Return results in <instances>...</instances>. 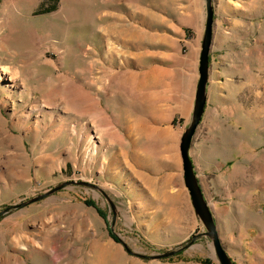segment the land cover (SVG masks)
Masks as SVG:
<instances>
[{
	"label": "rangeland",
	"instance_id": "obj_1",
	"mask_svg": "<svg viewBox=\"0 0 264 264\" xmlns=\"http://www.w3.org/2000/svg\"><path fill=\"white\" fill-rule=\"evenodd\" d=\"M214 6L192 158L222 243L264 264V0ZM204 17V0H0V264H218L180 151ZM70 180L92 185L20 205ZM194 236L155 259L119 240Z\"/></svg>",
	"mask_w": 264,
	"mask_h": 264
},
{
	"label": "water",
	"instance_id": "obj_2",
	"mask_svg": "<svg viewBox=\"0 0 264 264\" xmlns=\"http://www.w3.org/2000/svg\"><path fill=\"white\" fill-rule=\"evenodd\" d=\"M204 6H205V17H204V28L202 34L201 50L199 54V66H198L199 76L196 86L194 103L190 114V119L181 137L180 151L183 161V173H184L185 185L191 196V202L193 204L195 213L199 221L205 228V231L200 233L199 236H206L209 238L218 264H237L222 243L218 231L217 220L212 211L210 203L204 193L195 163L192 158L193 138L206 112V107L209 97L210 67H211L210 58H211L212 43L214 38V24H215L214 0H204ZM76 183L92 185L84 181H75V180L66 181L53 187L52 189H50L45 193H42L40 195L28 199L27 201L23 202L20 205H27L29 203L38 201L55 193L56 191L61 190L66 185L76 184ZM93 186L95 188H98L97 185H93ZM99 190L107 197L108 200H110L109 196L102 189ZM5 211L6 209L0 211V216ZM196 238L197 236H194L191 242H187L186 244H183L178 248L169 249L151 255L135 252L128 246L126 242L122 241L121 238H119V240L124 244V246L130 253H134L143 258L155 259V258H165V257L173 256L179 251L187 248Z\"/></svg>",
	"mask_w": 264,
	"mask_h": 264
},
{
	"label": "crops",
	"instance_id": "obj_3",
	"mask_svg": "<svg viewBox=\"0 0 264 264\" xmlns=\"http://www.w3.org/2000/svg\"><path fill=\"white\" fill-rule=\"evenodd\" d=\"M211 69V68H210ZM210 86H211V76H210ZM209 97H210V87H209ZM209 97H208V101H209ZM207 104H208V102H207ZM193 107V106H192ZM192 110V109H191ZM203 187V186H202ZM204 190V189H203ZM204 193H205V191H204ZM205 195H206V193H205ZM207 197V196H206ZM208 199V198H207ZM208 201H209V199H208ZM209 203H210V206H211V208H212V211H214V209H213V207H212V204H211V202L209 201ZM218 223V222H217ZM237 234H238V240L241 242L244 238H247V237H241V235H243L244 233L240 230L239 232H237ZM221 235V234H220ZM221 237V236H220ZM242 239V240H241ZM232 244V246H231V248H227L226 246H225V244H224V242H223V245H224V247L227 249V251L229 252V254L233 257V259L236 261V260H239V257H241L242 256V254L240 255V253L239 252H237V249H238V247H237V245L235 244V243H231ZM252 243L251 242H247L246 244H245V248H244V251H245V254H246V252H250L251 251V247H252ZM244 246V245H243ZM252 253L254 252V254H256L257 256L256 257H258V258H264V250H258V251H251ZM263 253V254H262ZM246 256H247V254H246ZM236 263H238V262H236Z\"/></svg>",
	"mask_w": 264,
	"mask_h": 264
},
{
	"label": "flooded vegetation",
	"instance_id": "obj_4",
	"mask_svg": "<svg viewBox=\"0 0 264 264\" xmlns=\"http://www.w3.org/2000/svg\"><path fill=\"white\" fill-rule=\"evenodd\" d=\"M210 63H211V58H210ZM211 68V67H210Z\"/></svg>",
	"mask_w": 264,
	"mask_h": 264
},
{
	"label": "trees",
	"instance_id": "obj_5",
	"mask_svg": "<svg viewBox=\"0 0 264 264\" xmlns=\"http://www.w3.org/2000/svg\"><path fill=\"white\" fill-rule=\"evenodd\" d=\"M208 261H209V259H208Z\"/></svg>",
	"mask_w": 264,
	"mask_h": 264
}]
</instances>
